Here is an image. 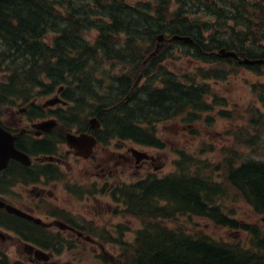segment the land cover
<instances>
[{
    "label": "trees",
    "instance_id": "obj_1",
    "mask_svg": "<svg viewBox=\"0 0 264 264\" xmlns=\"http://www.w3.org/2000/svg\"><path fill=\"white\" fill-rule=\"evenodd\" d=\"M169 1L0 0V102L25 98L30 90L22 88L44 86L46 76L51 86L79 85L80 92L97 82L105 92H98V104L108 107L100 119L111 134L142 140L156 121L182 113L193 118L190 110L199 114L209 106L205 80L226 79L229 73L207 69L200 73L204 83L192 77L182 84L157 65V58L144 91L136 87L126 97L135 78L128 67L139 64L138 58L146 56L159 32L192 35L193 51L183 53L207 63L236 65L212 54L220 47L264 58V0H222L215 5L207 0H175L181 9L171 12ZM50 33L54 35L46 37ZM162 51L154 57L172 56ZM108 76L113 83L106 91L103 83ZM191 161L190 170L179 165L175 175L148 180L136 188L141 193L129 197L133 214L145 225L132 241L121 243L123 264H264V225L231 216L224 204L233 189L264 216V161L245 158L234 165L229 160L221 181L201 173L206 162ZM179 215L204 217L245 236L218 238L205 229L164 224ZM0 264L24 263L1 254Z\"/></svg>",
    "mask_w": 264,
    "mask_h": 264
},
{
    "label": "flooded vegetation",
    "instance_id": "obj_2",
    "mask_svg": "<svg viewBox=\"0 0 264 264\" xmlns=\"http://www.w3.org/2000/svg\"><path fill=\"white\" fill-rule=\"evenodd\" d=\"M139 89L144 91L142 86ZM56 94L62 96L53 92ZM47 102L34 97L26 102L0 103V125L11 134L16 149L24 153L9 158L0 168V200L17 210L0 207V252L9 253L13 248L35 264H46L34 258L28 243L51 253V264H72L62 255L75 251L78 242H84L92 254L100 251V245L82 240L76 230L93 237L125 233L116 220L121 204L113 198V188L128 184L123 178L126 172L136 176L158 168L160 155L155 147L142 154L132 151L130 140H118L113 148L111 141L97 140L87 156L76 154L68 146L66 134L85 133L97 138L101 129L88 118L70 116L69 103ZM49 119L55 123L46 129L36 126Z\"/></svg>",
    "mask_w": 264,
    "mask_h": 264
},
{
    "label": "rangeland",
    "instance_id": "obj_3",
    "mask_svg": "<svg viewBox=\"0 0 264 264\" xmlns=\"http://www.w3.org/2000/svg\"><path fill=\"white\" fill-rule=\"evenodd\" d=\"M218 1L222 4L224 3L222 0ZM180 9V5L175 0L169 1L167 6L168 11H179ZM156 44L161 49L164 41L158 40ZM175 46L177 47V45ZM175 55L176 57L172 55L174 60L169 59L165 63L168 69L177 72L180 76L190 75L196 68L213 66L224 68L220 70L228 72L229 75L227 79L218 80V82H215L213 79H207V83L211 89L208 101L213 107L204 112L199 118L193 121L184 115L157 125V134L165 144V147L161 148L160 151L155 148L156 153L160 155L157 163V165L160 164V168L154 174L160 176L164 172L172 170V161H169V159L174 157V153L179 155L180 152L189 156L191 160H199L201 162L200 164L206 162V168L201 170V173L210 174L211 178L216 181L223 179V170L227 165L224 163L226 159L228 160L230 158L232 164H238L245 158L264 159L263 116L256 118L259 121H255L253 124H250L249 121L255 113V106L260 108L264 114V105L257 100L259 99L258 90L260 89L254 88L252 90L251 87L252 84L258 85L261 88L260 93L264 96L262 91L264 86V69H259L257 73L246 67H236L232 64L218 63L210 66V63L204 65L203 62L196 61L177 51ZM118 69L119 67L115 71ZM212 100L214 103H212ZM219 109H222L225 113L221 115L217 114ZM237 132L239 134L243 133V137L249 139L252 135H255L254 143L258 142V145L253 148L252 143L247 144L245 142L240 143L235 141V133ZM115 144H118V141L113 140L111 148ZM132 145L136 146L134 143ZM136 147L139 148V146ZM119 170L121 169L119 168ZM140 174L141 172L134 176L132 172H126L123 178L124 181L129 182L139 178ZM119 175L122 176V173ZM224 204L230 208V214L240 220L249 222L260 220V217L253 212L246 201L233 189L228 190L224 197ZM125 219L126 217H121L116 220L126 223L127 221ZM127 224H129V221ZM164 224L172 228H176L175 225L178 224L181 227L185 226L189 229H205L213 237L218 238L226 237L229 239L243 240L245 236L240 231L234 232L224 229L223 227L214 225L207 218L199 216H178L170 220H165ZM130 226L135 231V229L140 228L141 222L136 220L130 223ZM133 231L131 233L135 235ZM133 235H128L129 237L126 241H131ZM74 248L76 249L73 252H69L66 249L65 251L69 253L63 254L62 259L72 261V264H77L78 262L79 264H103V261L99 257H96L94 254L92 255L90 249L84 242H78L77 245H74ZM111 248L114 254L119 252V249L114 245ZM9 255L13 258L23 257L20 253L15 252L13 248L10 249Z\"/></svg>",
    "mask_w": 264,
    "mask_h": 264
},
{
    "label": "water",
    "instance_id": "obj_4",
    "mask_svg": "<svg viewBox=\"0 0 264 264\" xmlns=\"http://www.w3.org/2000/svg\"><path fill=\"white\" fill-rule=\"evenodd\" d=\"M175 38V36L173 37ZM181 39H184L185 41H191L189 37H178ZM158 39H162V35L158 36ZM219 54L221 56H232V57H237L236 53L234 51H226L224 48L219 50ZM242 63H255V62H262L263 60H254V59H249V58H243L239 60ZM82 137H69L68 138V144L70 146H73L77 150L80 151V144L82 143ZM18 152L13 147V141L12 137H9L5 131H3L0 127V167L4 166L6 164V161L8 158L12 156H17ZM106 257L110 260V264H121V262L111 255L110 253H105ZM36 256L38 258H47V255L42 254H37Z\"/></svg>",
    "mask_w": 264,
    "mask_h": 264
},
{
    "label": "bare ground",
    "instance_id": "obj_5",
    "mask_svg": "<svg viewBox=\"0 0 264 264\" xmlns=\"http://www.w3.org/2000/svg\"><path fill=\"white\" fill-rule=\"evenodd\" d=\"M208 1H209L212 5H215V4H216V0H208ZM205 10L208 11V10H209L208 7H206ZM193 44H195V41H193ZM126 97H128V96H126ZM204 111H205V110H204ZM86 139H87V140H90L89 137H87Z\"/></svg>",
    "mask_w": 264,
    "mask_h": 264
}]
</instances>
